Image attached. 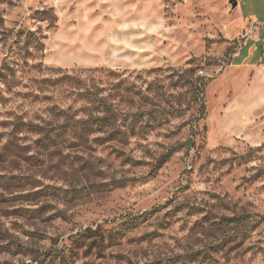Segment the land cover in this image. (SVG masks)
<instances>
[{
  "label": "rangeland",
  "instance_id": "1",
  "mask_svg": "<svg viewBox=\"0 0 264 264\" xmlns=\"http://www.w3.org/2000/svg\"><path fill=\"white\" fill-rule=\"evenodd\" d=\"M238 5L0 0V264H264Z\"/></svg>",
  "mask_w": 264,
  "mask_h": 264
},
{
  "label": "crops",
  "instance_id": "2",
  "mask_svg": "<svg viewBox=\"0 0 264 264\" xmlns=\"http://www.w3.org/2000/svg\"><path fill=\"white\" fill-rule=\"evenodd\" d=\"M238 12L251 22L255 32L235 53L233 63L264 66V0H239Z\"/></svg>",
  "mask_w": 264,
  "mask_h": 264
},
{
  "label": "trees",
  "instance_id": "3",
  "mask_svg": "<svg viewBox=\"0 0 264 264\" xmlns=\"http://www.w3.org/2000/svg\"><path fill=\"white\" fill-rule=\"evenodd\" d=\"M92 103L102 105V104H104V100H102V98L97 97V98H95L94 100H92ZM109 123H110V122H109ZM116 126H118V125H117V124H111V123H110V124H107V127H110L111 129H114ZM33 127H35V128H39L40 126L35 125V126H33ZM150 214H151V213H150ZM145 215H148V213H145L144 216H142V217H138V221H142V220H144Z\"/></svg>",
  "mask_w": 264,
  "mask_h": 264
}]
</instances>
